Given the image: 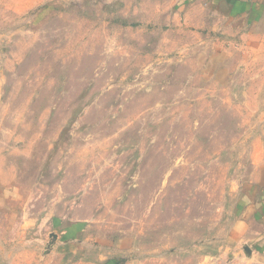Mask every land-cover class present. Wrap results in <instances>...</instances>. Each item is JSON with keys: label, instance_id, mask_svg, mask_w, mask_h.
I'll list each match as a JSON object with an SVG mask.
<instances>
[{"label": "rangeland", "instance_id": "obj_1", "mask_svg": "<svg viewBox=\"0 0 264 264\" xmlns=\"http://www.w3.org/2000/svg\"><path fill=\"white\" fill-rule=\"evenodd\" d=\"M255 2L195 35L139 0L0 4V264H264Z\"/></svg>", "mask_w": 264, "mask_h": 264}, {"label": "crops", "instance_id": "obj_2", "mask_svg": "<svg viewBox=\"0 0 264 264\" xmlns=\"http://www.w3.org/2000/svg\"><path fill=\"white\" fill-rule=\"evenodd\" d=\"M59 0H0L6 9L17 15L38 9L41 12L43 8L48 9L51 3ZM259 0H139L144 6L142 12L144 16L162 21V19H172L171 24L165 22V27H178L177 33H204L213 27V23L218 18H229V12L232 10L235 16L243 18V10L237 7H243L248 2V7L252 11L253 2ZM255 2V3H256ZM230 5L232 9L230 8ZM257 5V4H256ZM2 6V5H1ZM222 6V8L220 7ZM170 11V13H168ZM239 14V15H237ZM166 29V28H164ZM187 30V31H181ZM196 29H202L201 32ZM167 30V29H166ZM190 30V31H189ZM206 34V33H204Z\"/></svg>", "mask_w": 264, "mask_h": 264}]
</instances>
